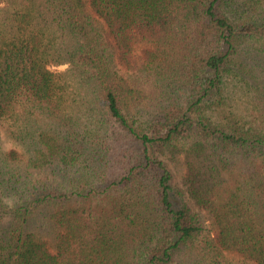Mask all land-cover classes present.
<instances>
[{
    "label": "trees",
    "instance_id": "1",
    "mask_svg": "<svg viewBox=\"0 0 264 264\" xmlns=\"http://www.w3.org/2000/svg\"><path fill=\"white\" fill-rule=\"evenodd\" d=\"M0 264H264V0H0Z\"/></svg>",
    "mask_w": 264,
    "mask_h": 264
},
{
    "label": "rangeland",
    "instance_id": "2",
    "mask_svg": "<svg viewBox=\"0 0 264 264\" xmlns=\"http://www.w3.org/2000/svg\"><path fill=\"white\" fill-rule=\"evenodd\" d=\"M66 69V66H61V67H53L52 70L53 71H63Z\"/></svg>",
    "mask_w": 264,
    "mask_h": 264
}]
</instances>
